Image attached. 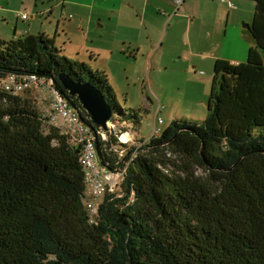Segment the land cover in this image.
Here are the masks:
<instances>
[{
    "label": "trees",
    "instance_id": "16d2710c",
    "mask_svg": "<svg viewBox=\"0 0 264 264\" xmlns=\"http://www.w3.org/2000/svg\"><path fill=\"white\" fill-rule=\"evenodd\" d=\"M251 1L253 45L244 62L214 61L201 122L173 119L138 147L119 142L109 126L105 140L96 136L101 163L125 173L95 222L78 149L54 128L43 131L31 99L0 89V264H264V0ZM59 72L95 85L110 122L138 132V114L116 104L107 75L68 58L54 36L0 37V79H50L92 125ZM113 146L125 149L121 158Z\"/></svg>",
    "mask_w": 264,
    "mask_h": 264
},
{
    "label": "rangeland",
    "instance_id": "374dc122",
    "mask_svg": "<svg viewBox=\"0 0 264 264\" xmlns=\"http://www.w3.org/2000/svg\"><path fill=\"white\" fill-rule=\"evenodd\" d=\"M78 1L89 6L95 4L92 10L94 12L101 7L98 0ZM244 2L245 5L252 8L253 13L254 2L251 0H244ZM85 8L88 11L91 10L88 6ZM250 12L249 10V14ZM22 14L30 17L22 19ZM245 14L248 13L245 12ZM77 16V12L64 8L61 0H0V34L8 38L13 35L15 28H17L18 33H24L29 24L39 26L42 22L46 35L54 36L56 46L68 58L78 60L75 55L80 53L84 62L91 63L93 70H102L98 67L103 65L113 66L114 68L110 70V74L114 84L110 83V80L108 82L114 92L116 104L125 113L136 112L138 114L140 120V126L136 134L138 139H144L151 135L153 123L158 118L163 122L159 126L162 130L173 119H183L193 123L201 122L207 113L214 59L217 57L222 59L236 57L243 58L244 62L247 58L249 46L253 45L247 27L240 24V28L246 32L248 40L238 37L232 30L224 38L208 39L204 37L200 49L195 48L192 50L195 57H193L189 68H187V64L190 63L189 58H187L189 61H186V59L181 61L175 59V56L171 53L165 52L163 62H165L167 68L161 70V72L151 71L148 76L146 71L140 70L139 63L133 65V63L116 57L109 58L97 54H92V59L89 58V52L85 53V49H92V46L88 41V48L82 47L85 36L83 29L81 30L74 23ZM56 21H59L58 30H56ZM220 25L221 22L219 27ZM243 44L245 45L244 48ZM96 63L98 67H96ZM38 94L35 90H27L20 92L18 95L31 99L34 106L39 110L38 108L46 105L44 102H39L36 106L33 102V98L39 96ZM108 126L112 128L111 134L120 141L118 136L127 124L118 122L117 124L109 123ZM165 153L171 160L176 163L180 162L176 155H173L168 149H165ZM192 168L196 174L206 175L202 169ZM168 170L178 172V169L174 166H169ZM168 170H165V172Z\"/></svg>",
    "mask_w": 264,
    "mask_h": 264
},
{
    "label": "crops",
    "instance_id": "0c3cea01",
    "mask_svg": "<svg viewBox=\"0 0 264 264\" xmlns=\"http://www.w3.org/2000/svg\"><path fill=\"white\" fill-rule=\"evenodd\" d=\"M98 1L101 7L94 12L92 10L95 4L89 6L78 0H61L64 8L78 14L74 23L83 29L85 42L82 47L88 48V41L92 46V49L88 48L90 51L85 49V53L89 52L91 59L92 54H97L109 58L116 57L133 65L139 63L140 70L146 71L148 76L151 71L161 72L167 68L163 62L165 52L171 53L177 60L190 59L187 64L189 68L195 57L192 50L200 49L204 37L224 38L232 30L238 37L248 40L240 24L247 27L253 17L252 8L245 5L244 0H183L179 7L174 0ZM87 6L91 10L88 11L85 8ZM29 17L27 15L25 19ZM56 28L58 30L59 21H56ZM29 33L47 34L41 22L39 26L29 24L24 33H18L15 28L11 37H3L1 34L0 36L10 39ZM244 46L243 44V48ZM75 56L78 60H84L80 53ZM225 60L232 63L243 62V58L236 57ZM85 62L91 67L90 62ZM93 67H98V64ZM98 68L102 69L109 77L107 78L110 83L114 84L110 74L114 67L103 65Z\"/></svg>",
    "mask_w": 264,
    "mask_h": 264
},
{
    "label": "built area",
    "instance_id": "2783aa9c",
    "mask_svg": "<svg viewBox=\"0 0 264 264\" xmlns=\"http://www.w3.org/2000/svg\"><path fill=\"white\" fill-rule=\"evenodd\" d=\"M174 1L177 7L183 2V0ZM26 17V14L21 15L22 19ZM0 89L11 94H19L27 90H35L39 93V96L33 98V102L36 106L39 102H44L46 105L38 108L43 131L49 132L50 128H54L59 135L65 137L69 144L78 149V159L82 167L85 185L84 206L89 221L95 222L100 202L106 194L112 193L118 188L125 173L124 167L110 169L101 163L96 136L99 135L102 140H105V131L100 127L94 129L92 127L95 125L94 123L90 125L83 121L79 109L58 90L50 79L35 73L9 74L0 79ZM109 123L111 122L109 121ZM162 123L160 118L156 119L153 123L152 133L147 138L138 139L137 132L128 129L120 133L118 136L120 141H118L128 146L144 145L149 140L161 135L162 129L159 126ZM112 150L118 158H121L125 149L113 146Z\"/></svg>",
    "mask_w": 264,
    "mask_h": 264
},
{
    "label": "water",
    "instance_id": "95a60500",
    "mask_svg": "<svg viewBox=\"0 0 264 264\" xmlns=\"http://www.w3.org/2000/svg\"><path fill=\"white\" fill-rule=\"evenodd\" d=\"M57 79L70 95L77 97L92 122L105 131L108 128L112 110L104 94L92 83L76 81L66 72H59Z\"/></svg>",
    "mask_w": 264,
    "mask_h": 264
}]
</instances>
